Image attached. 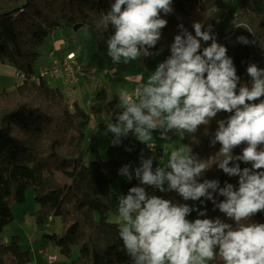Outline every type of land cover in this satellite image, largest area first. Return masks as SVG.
<instances>
[{"label": "clouds", "instance_id": "clouds-1", "mask_svg": "<svg viewBox=\"0 0 264 264\" xmlns=\"http://www.w3.org/2000/svg\"><path fill=\"white\" fill-rule=\"evenodd\" d=\"M173 11V0H114L96 24L97 29L114 31L106 42L113 64L154 55L150 49L156 48L168 24L163 16ZM192 27L195 35L179 25L170 55L145 84L132 93L120 91L116 122L107 132L116 145L131 134L151 148L154 132L161 140L175 133L195 142L202 126L227 113L226 119L217 120L211 140L212 146L221 147L209 160L183 145L155 170L153 158L143 154L139 167L123 166L119 175L131 182L134 174L143 186L130 188L118 199L119 236L131 264H206L217 257L222 264H264V223L251 222L264 212V69L249 64L251 83L241 84L228 48L217 42L212 25L205 30L204 24L194 22ZM237 40L255 44L245 36ZM202 41L208 46L202 48ZM241 145H246L242 154L234 155ZM213 161L229 177L239 178L238 189L227 182L221 187L218 180L200 182ZM241 162L251 167L242 169ZM145 186L174 191L184 201L204 198L234 224L219 217L201 219L206 211L149 195ZM217 194L224 199L218 202ZM194 210L198 218L190 221Z\"/></svg>", "mask_w": 264, "mask_h": 264}, {"label": "trees", "instance_id": "trees-1", "mask_svg": "<svg viewBox=\"0 0 264 264\" xmlns=\"http://www.w3.org/2000/svg\"><path fill=\"white\" fill-rule=\"evenodd\" d=\"M111 3L114 0H0V64L12 65L17 74L25 76L12 90L0 93V264L31 261L30 252L21 249L17 236L9 244L2 238L5 227L14 221L12 206L24 203L29 189L34 190L39 205L37 224H44L52 217L62 218L63 232L45 234L43 240L68 258L73 247H78L79 255L71 264H131L119 236L120 223L107 219L110 210L107 201L111 184L120 176L119 170L125 165L134 169L149 147L131 134L116 145L113 135L107 153L125 158H97L86 163L85 155L89 151L85 148L86 130L91 116L79 105L71 106L65 95L44 79L31 80L37 75L41 49L59 28L73 30L80 25L96 35L99 47H103L114 31L111 27L97 29L96 24L110 10ZM173 9V13L163 16L168 24L162 30L161 41L155 49H150L154 54L159 53L163 61L170 55L175 35L180 34L179 25L195 35L192 25L201 22L205 30L212 25L217 42L228 48L241 84L251 83L246 71L249 64L264 69V0H173ZM230 19L234 25L229 31L219 27ZM240 36L255 44L238 42ZM201 43L202 48L208 46ZM97 100L106 101L107 93L99 92ZM118 102L115 97L105 105L113 123ZM228 115L220 113L210 125L202 126L195 134V142L186 134L184 145H189L192 154L201 160L215 157L221 147L218 143L211 145L217 120ZM152 144L151 148L162 157V150ZM244 147H237L233 154H242ZM216 162L210 164L200 182L218 180L221 187L227 182L238 189L239 178L223 173ZM240 166L251 167L242 162ZM159 197L206 211L207 215L201 219L219 217L234 224L204 198L184 201L174 191L162 192ZM216 198L218 202L224 199L218 194ZM197 218L196 210L187 217L190 221ZM251 222L264 223V212L254 216ZM208 264H222V261L217 257Z\"/></svg>", "mask_w": 264, "mask_h": 264}, {"label": "rangeland", "instance_id": "rangeland-1", "mask_svg": "<svg viewBox=\"0 0 264 264\" xmlns=\"http://www.w3.org/2000/svg\"><path fill=\"white\" fill-rule=\"evenodd\" d=\"M231 25H234V20L230 19L227 22L220 23L219 27L225 31H229ZM62 40H64V44L62 46L64 51L72 50L76 52L79 59L82 58L83 60V63L79 62L81 65H85L92 70H96V73L81 79L78 85V87H80L79 89L83 92L80 93L83 107L91 116V122L86 130L85 141V148L91 151L90 148H95L97 145L96 143H93L95 139L99 137L100 129H106L110 124H112L110 111L105 110L106 103L114 100L115 97H119L121 90H127L129 93H132L136 87L145 84L151 73L155 71L158 64L163 62V60L159 53H155L151 57L141 58L137 61H130L128 64L120 63L118 65H114L111 58L107 55V44L100 48L98 44V37L88 29L80 28L78 31H74L59 28L49 37L46 44L41 49L42 55L37 62L36 74L39 73L40 68L50 63L48 54L53 48V43L56 42L57 44ZM52 57H55V54H52L51 58ZM113 69H115L114 78L110 74H105L106 70L113 71ZM17 73V69L12 65L0 64V93L4 90H12L17 84L22 82V80L18 79L16 76ZM55 78L46 77L45 81L53 87H58L60 86V83L56 82ZM101 91H105L107 93L106 101L100 102L97 100V95ZM96 129L98 130L95 131ZM169 136L170 140H161L159 132L153 133L154 140L150 143H154L158 148H162L164 150L163 156L159 157L155 153L154 149L149 148L148 152L145 153L143 157L153 158L154 169L158 166L166 165L171 151L184 145L183 137H180L175 133H169ZM103 139L104 140L100 143V146L106 150L109 146L108 139L105 136ZM89 151L85 155L86 163L94 160L93 153ZM114 157L116 158V156ZM117 157H120L121 159L125 158L124 155L119 154H117ZM100 158L107 160L111 158V155H108L104 151L103 156ZM139 166L140 163L135 167ZM134 181L136 182L134 174L131 182L128 181L127 177L120 175L119 178L111 184L107 201L110 207L107 219L110 222H121L118 218L117 212L118 199L120 195H126L128 189L134 185ZM166 186L167 185H165V187ZM149 195L158 196L154 193ZM38 210L39 205L35 202V192L33 189H29L26 193L25 202L22 204H14L12 206L14 221L5 227L2 233L3 241L9 244L11 238L17 236L19 238L21 249L23 251L30 252L33 247L36 248V245L38 247V244H34V242L40 241V244L43 243V236L45 234H61L63 232L64 225L63 220L60 217H52L51 221L44 224H37L36 213ZM96 217L99 218V215L97 214ZM47 250L52 251L57 255V264H71L73 260L72 258L76 259L79 255V250L76 246L73 247V257L71 255V258L63 256L55 246H49V249ZM208 262H206V264H208Z\"/></svg>", "mask_w": 264, "mask_h": 264}, {"label": "built area", "instance_id": "built-area-1", "mask_svg": "<svg viewBox=\"0 0 264 264\" xmlns=\"http://www.w3.org/2000/svg\"><path fill=\"white\" fill-rule=\"evenodd\" d=\"M105 72V74H110L113 78L115 77V73L111 70H106ZM93 73H96V70H92L85 65H81L77 60L76 54L74 52H66L63 55H55V57H52L50 64L43 67L37 75H34L32 77L31 80L37 81L39 79H45L46 77H62L65 78L69 89H73L74 87L79 85L81 79L86 78ZM16 76L18 77V79H25V76L21 73L17 74ZM136 186L143 185H141L140 182L136 180L133 187ZM145 187L146 191L149 194L154 193L159 196L162 193L158 189L147 186ZM47 249L48 248L42 249L41 254L45 256L48 264H55L58 260L57 255L51 253Z\"/></svg>", "mask_w": 264, "mask_h": 264}, {"label": "crops", "instance_id": "crops-1", "mask_svg": "<svg viewBox=\"0 0 264 264\" xmlns=\"http://www.w3.org/2000/svg\"><path fill=\"white\" fill-rule=\"evenodd\" d=\"M66 40V39H65ZM63 44H64V40H62V41H60L59 43H57L56 44V42L55 43H53V48H52V50L49 52V54H48V57H49V62H51L50 61V59H51V55L52 54H55V55H63L64 53H66V52H74V51H72V50H69V51H64L63 50V48H62V46H63ZM75 54H76V52H74ZM76 57H77V60L79 61V62H81V63H83V60H82V58H80L79 59V57H78V55L76 54ZM50 64V63H49ZM48 64V65H49ZM48 65H45V66H48ZM45 66H43V67H45ZM42 67V68H43ZM42 68H40V70L42 69ZM40 70H39V72H40ZM112 72H114V71H112ZM53 78H55V77H53ZM45 80V79H44ZM55 80H56V82H58V83H60V86H51L48 82H46L48 85H50V87H52V88H55V89H58L59 91H61L64 95H65V97L67 98V100L69 101V103H70V105L71 106H73V105H79L80 107H82L83 109H84V107H83V102H82V100H81V97H80V93H83L79 88L80 87H78V86H76V87H74L73 89H69V87H68V85H67V83H66V81H65V79L64 78H62V77H58V78H55ZM118 99H119V97H118ZM118 104H119V102H118ZM118 106V105H117ZM111 114V113H110ZM112 114H111V121H112ZM112 124H113V121H112ZM99 129V128H98ZM98 129H96L95 131H97ZM104 136L105 137H107V139H108V144H109V146L112 144V141H113V134L112 133H110V132H107V128L106 129H104V128H101L100 129V131H99V137L97 138V139H95V141H94V143L93 144H97L96 146H95V148H90L91 149V152L93 153V158L94 159H97V158H100V157H102L103 156V152L105 151L106 153H107V148H106V150H104L105 148H102V146H100V143L104 140L103 138H104ZM90 142H91V140H90ZM92 143V142H91ZM160 147V146H159ZM160 150H162V156H163V153H164V150L162 149V148H159ZM105 154V153H104ZM108 154V153H107ZM109 155V154H108ZM114 156H116V158H118V159H120V157H117V155H111V158H115ZM110 159V158H109ZM153 169H154V167H153ZM155 170V169H154ZM135 182V181H134ZM52 220V218H50L48 221H51ZM47 221V222H48ZM46 223V222H45ZM121 223V222H120ZM34 244H38V247H37V245H36V248L35 247H33V249L30 251V253H31V261H30V263L29 264H48L47 263V261H46V258H45V256H43L42 254H41V251H42V249H44V248H49V246H52V245H50V244H48V243H46L44 240H43V243H41L40 244V241L39 242H34ZM47 246V247H46ZM21 247V246H20ZM52 252V251H51ZM54 253V252H53ZM72 257H73V255H72ZM73 260H74V258H72ZM72 260V261H73ZM70 261V260H69ZM57 262H58V260H57ZM57 262L55 263V264H57Z\"/></svg>", "mask_w": 264, "mask_h": 264}, {"label": "water", "instance_id": "water-1", "mask_svg": "<svg viewBox=\"0 0 264 264\" xmlns=\"http://www.w3.org/2000/svg\"><path fill=\"white\" fill-rule=\"evenodd\" d=\"M80 28H81V26H80V25H77V26L74 27L73 30H74V31H78Z\"/></svg>", "mask_w": 264, "mask_h": 264}]
</instances>
